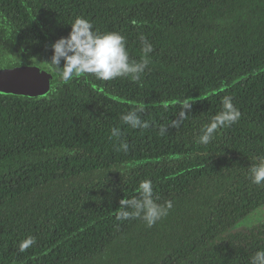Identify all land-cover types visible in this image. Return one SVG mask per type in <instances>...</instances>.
<instances>
[{
	"label": "trees",
	"instance_id": "16d2710c",
	"mask_svg": "<svg viewBox=\"0 0 264 264\" xmlns=\"http://www.w3.org/2000/svg\"><path fill=\"white\" fill-rule=\"evenodd\" d=\"M77 17L125 37L130 62L145 59L141 36L152 44L138 81L50 70ZM14 66L44 90L0 93V264H249L264 249V220L229 230L264 202L250 172L264 156V0H0V68ZM225 96L240 120L197 143ZM140 108L148 128L122 121ZM145 180L168 215L118 220Z\"/></svg>",
	"mask_w": 264,
	"mask_h": 264
},
{
	"label": "clouds",
	"instance_id": "9594fccd",
	"mask_svg": "<svg viewBox=\"0 0 264 264\" xmlns=\"http://www.w3.org/2000/svg\"><path fill=\"white\" fill-rule=\"evenodd\" d=\"M137 24L136 20L131 21ZM142 52L145 59L142 62H130L129 54L125 46V37L116 32L100 34L93 30V24L88 20L77 17L71 24V31L66 37L56 40L51 49L53 55L49 68L56 71L60 80L64 83L79 77L82 74H93L97 79L109 81L118 77L130 76L133 81L140 79L147 65V55L153 51V46L143 36ZM63 62V67L61 63ZM191 109V102L185 100L181 104L178 118L171 122V126L178 128L183 120L187 119L186 110ZM144 109L130 110L122 115V121L133 129L148 128L149 123L138 115ZM241 113L232 103L231 96L222 99V110L214 115L209 123L202 129V134L197 138V143L208 145L214 138L218 129L229 127L240 120ZM168 126H161L160 135L166 133ZM120 130L112 129V136L119 137ZM120 148L128 151L127 143H122ZM251 182L256 185L264 183V156L258 158V162L251 167ZM159 197L154 198L152 182L145 180L139 184L137 196L123 198L119 201L120 208L115 215L118 220L139 218L148 227H152L157 221L166 217L172 208V202L164 205L156 203ZM131 210V211H129ZM264 239V237H262ZM36 243L35 237L29 236L19 243V251L24 252ZM249 264H264V249L257 250L250 258Z\"/></svg>",
	"mask_w": 264,
	"mask_h": 264
},
{
	"label": "water",
	"instance_id": "95a60500",
	"mask_svg": "<svg viewBox=\"0 0 264 264\" xmlns=\"http://www.w3.org/2000/svg\"><path fill=\"white\" fill-rule=\"evenodd\" d=\"M40 77V76H39ZM44 90V85L38 82L37 76L29 67H4L0 68V93L14 95H38ZM264 220V202L254 208L250 214L237 220L230 228L235 231L251 223Z\"/></svg>",
	"mask_w": 264,
	"mask_h": 264
}]
</instances>
